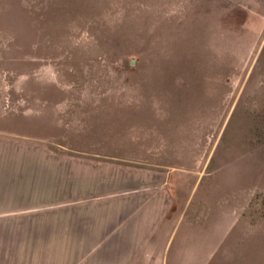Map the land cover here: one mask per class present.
<instances>
[{
	"label": "rangeland",
	"instance_id": "rangeland-1",
	"mask_svg": "<svg viewBox=\"0 0 264 264\" xmlns=\"http://www.w3.org/2000/svg\"><path fill=\"white\" fill-rule=\"evenodd\" d=\"M2 141L32 153L4 157L37 164L0 167L31 195L0 199V264H71L66 194L96 205L133 168L215 179L237 220L210 264H264V13L232 0H0Z\"/></svg>",
	"mask_w": 264,
	"mask_h": 264
},
{
	"label": "crops",
	"instance_id": "crops-1",
	"mask_svg": "<svg viewBox=\"0 0 264 264\" xmlns=\"http://www.w3.org/2000/svg\"><path fill=\"white\" fill-rule=\"evenodd\" d=\"M264 13V0H232ZM263 7V8H260ZM0 167L7 163L35 165L32 157H4L9 153L31 155L25 145L2 141ZM5 146V147H3ZM4 148V149H3ZM12 152V150H10ZM31 153V154H30ZM37 164V163H36ZM2 175V173H0ZM207 175L179 169L133 168L115 175L113 189L99 193L96 205H70L66 194V245L71 264H210L236 222L231 198L218 191ZM214 178V176H211ZM30 185L34 189L33 175ZM0 177L3 203L27 202L26 181ZM3 189V190H2ZM23 189H25L23 191ZM43 196L37 194L33 203ZM45 201L52 202L50 194ZM22 200V201H21ZM2 203V202H0Z\"/></svg>",
	"mask_w": 264,
	"mask_h": 264
}]
</instances>
